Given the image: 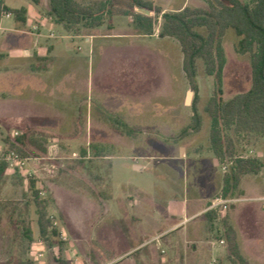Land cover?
I'll use <instances>...</instances> for the list:
<instances>
[{"label":"rangeland","instance_id":"1","mask_svg":"<svg viewBox=\"0 0 264 264\" xmlns=\"http://www.w3.org/2000/svg\"><path fill=\"white\" fill-rule=\"evenodd\" d=\"M77 1L90 4L98 0ZM6 3L28 7L34 1L6 0ZM188 4L206 6L203 0H189ZM151 13L157 28L161 18ZM107 23L106 18L102 30L108 31ZM112 24L119 30L135 28L133 18L127 15L113 16ZM52 29L55 33L61 31L58 25ZM70 29L71 54L86 60L88 46L82 36L92 28L80 23ZM237 40L234 30L227 29L223 37L227 57L222 84L225 100L250 85L249 55L237 52ZM128 41L137 42L134 44L138 46L145 42L155 44L154 39L141 38L101 39V43H96L120 49L116 54H104V61L112 69L101 81L105 96H111L100 114L103 131H96L98 112L92 91L93 109L87 115L80 109L76 116L68 117V132L39 131L41 122L31 121L27 123L30 129L27 132L15 131L18 129L15 126H6L5 132H1L0 162L7 163L8 171L4 179L0 178V264H264V137L255 134L232 136L237 157H258L263 162L259 173L243 175L227 200L220 190L216 196L223 200L206 209L211 216L202 213L161 239L135 246L142 239L141 232L154 230L142 229L143 222L138 220H120V209L125 207L130 214L137 215L141 208L153 221L170 218L161 199L167 191L171 196L175 194L176 188L169 187L163 178L172 174L184 177L188 196L191 167L171 163L170 153L177 150L173 143L188 132L195 133L190 139L201 146L202 168H209V156L215 157L209 148L210 119L204 106L216 84L213 79V83L204 82L196 90L187 79L184 84L182 53L175 38H169L153 53L142 47L125 51ZM149 61H162V67L157 69ZM196 68L198 74L206 75L200 59ZM186 90L192 91L190 103H185ZM195 96H198L196 110L201 114L199 131L193 129V115H189L193 113L191 104ZM133 111L144 116H130L128 113ZM18 136L22 138V143H17L21 153L9 145ZM127 141H135V145L115 146V142ZM46 144H53L54 150H44ZM230 161V158L220 161L222 169L215 162L223 175L228 172ZM134 162L148 164L150 170L136 172ZM30 180L35 181L40 197L46 202L48 217L57 228V234L50 233L48 240L39 234ZM133 184L152 195L146 205H139L138 199L144 201L134 192ZM130 200L133 205L128 207ZM228 225L236 233L238 252L245 263L227 250ZM26 229L31 231V239L26 236Z\"/></svg>","mask_w":264,"mask_h":264},{"label":"crops","instance_id":"2","mask_svg":"<svg viewBox=\"0 0 264 264\" xmlns=\"http://www.w3.org/2000/svg\"><path fill=\"white\" fill-rule=\"evenodd\" d=\"M3 1L6 6L13 9L25 8L26 13L24 22L16 20L13 13H9V15L2 14L0 18V136L1 132H5L4 128L6 126H15L18 128L15 131L27 132L30 130L27 124L28 121L41 122L39 131L68 132V117L76 116L80 109L84 110L86 115L88 111L93 109L92 99L90 98L94 93L92 91H95L96 102L94 108L98 112L96 115L98 116L96 131H103L105 127L104 120L100 114L104 103L111 96H105L101 81L112 69L104 61V54L106 52L116 54L120 49L112 44V46L104 44L96 46V43L98 41V43H101V39H105V41L116 38H141L145 41L154 39L155 44L141 42L142 44L138 46L134 44L137 42L128 41V44L124 45L125 51H135L137 48L142 47L147 52L153 53L158 51V46H163V43L171 38L159 36L160 23L157 28H154L152 34L143 33L136 27L133 30L115 29L113 24L112 28L105 31L102 30V25L83 34L82 37L88 46L87 59L83 60L71 54V45L68 43V35H70L71 29L68 30L61 23L55 21L49 12L48 0H33L34 4L28 7H15L8 5L6 0ZM148 1L160 6L163 11L178 10L189 6V0ZM54 25L61 28L59 33L53 31L52 27ZM51 39H55L54 42ZM95 52L96 59L94 57ZM149 63H152L157 69L162 67V61H149ZM181 70L184 84H186L182 66ZM110 74L114 75L115 72H110ZM213 79L211 75L201 76L197 73L196 86L200 89L204 82L213 83ZM185 93L187 94V90ZM229 98H226V100ZM135 101L136 99L133 100V102ZM128 114L135 117L144 116L142 113L134 111ZM189 115L192 116L193 113L191 112ZM55 118L56 120L61 119L57 122ZM200 128L202 129V126ZM32 131H36L35 128ZM192 135L195 136V133L190 134L188 132L179 141L173 143V147L176 145L177 150L170 153L171 157L169 159L173 164L191 167L192 179L188 196H185L184 177L177 176L176 178L173 174L163 177L169 187H174V190L176 188L174 195L171 196L170 192L167 191L161 199V202L166 206V211L171 214L170 218L166 217L162 220L153 221L141 208L139 209L140 214L137 215L130 214L125 207L120 209L118 213L120 214V217L118 216L120 220H138L143 222V224H140L142 229L152 228L154 230L150 233L147 231L141 232L142 239L135 246L145 244L152 239H161L176 228L183 227L191 218L204 214L210 204L223 200L218 199V196H216L223 186V174L215 165V162L220 163V160L216 155H214L215 157L209 156V168H202L199 163L201 146L196 140L190 139ZM134 143L135 141L132 143L128 141L124 143L115 142V146L135 145ZM44 147L46 151L51 152L54 150L53 144H46ZM209 148L211 149L210 140ZM95 149L99 150L98 146H95ZM83 151L86 153L85 150ZM119 157L124 156L119 155ZM144 157L150 160L149 156L145 155ZM221 164L219 165L222 169ZM133 168L139 173L150 170L148 164L137 162L133 163ZM7 171L8 167L1 179H4ZM133 189L138 197L144 201L143 203L138 199L139 205H146V200L148 201L152 197L150 192L134 184ZM227 198L224 197V200H227ZM117 199L118 203L121 204V198L118 197ZM132 203L133 201L130 200L128 207H131Z\"/></svg>","mask_w":264,"mask_h":264},{"label":"trees","instance_id":"3","mask_svg":"<svg viewBox=\"0 0 264 264\" xmlns=\"http://www.w3.org/2000/svg\"><path fill=\"white\" fill-rule=\"evenodd\" d=\"M205 7L185 6L178 10H166L147 0H98L84 4L77 0H48L49 12L57 23L66 29L74 25L96 28L104 24L112 28V17L127 15L133 18L135 27L146 34L154 31V17L137 12L136 7L150 10L161 17L160 37L175 38L182 53V69L193 90L197 89L196 63L200 59L204 73L214 77L216 88L208 98L204 111L210 119L209 140L216 157L222 161L230 158L229 170L223 175L222 195L228 197L237 189L241 177L247 173L257 174L263 167L258 157H237L233 134L247 133L264 137V0H203ZM4 13H13L16 20L25 21L26 9H13L0 0V18ZM233 29L237 40V52L249 55L250 85L229 99L222 97L223 71L227 62L223 47V37L227 29ZM198 96H195L193 109V129L201 126V115L196 110ZM229 131V133H228ZM6 140H8L6 138ZM17 143L21 136L9 142L12 149L21 153ZM7 168L0 162V178ZM33 201L38 215L40 236L48 240L50 233L57 234V228L48 217L46 202L39 195L34 180L29 181ZM211 216V211L204 212ZM31 239V231L26 229ZM227 250L243 263L238 252L236 233L231 226L226 229Z\"/></svg>","mask_w":264,"mask_h":264},{"label":"water","instance_id":"4","mask_svg":"<svg viewBox=\"0 0 264 264\" xmlns=\"http://www.w3.org/2000/svg\"><path fill=\"white\" fill-rule=\"evenodd\" d=\"M135 10L137 12L143 13L145 15H150L151 14V11L150 10L145 9V8H142V7H136ZM191 95H192V91L191 90H188L187 91V94H186L185 103H190Z\"/></svg>","mask_w":264,"mask_h":264},{"label":"built area","instance_id":"5","mask_svg":"<svg viewBox=\"0 0 264 264\" xmlns=\"http://www.w3.org/2000/svg\"><path fill=\"white\" fill-rule=\"evenodd\" d=\"M4 15H9V13H4ZM223 168H225V166H223Z\"/></svg>","mask_w":264,"mask_h":264}]
</instances>
